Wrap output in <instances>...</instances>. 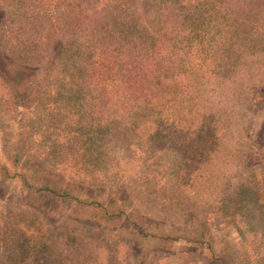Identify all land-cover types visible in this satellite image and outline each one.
Segmentation results:
<instances>
[{
  "label": "rangeland",
  "instance_id": "rangeland-1",
  "mask_svg": "<svg viewBox=\"0 0 264 264\" xmlns=\"http://www.w3.org/2000/svg\"><path fill=\"white\" fill-rule=\"evenodd\" d=\"M14 3L0 0V26L15 28L21 43L40 41ZM243 38L247 49L264 47V40ZM234 44L241 56L243 45ZM227 46L215 53L219 71L211 75L210 68L204 84L195 83L192 110L209 119L218 138L197 158L174 147L175 137L185 136L155 135L152 120L125 132L121 119L136 114L131 108L116 120L111 103L101 114L90 99H70L72 65L48 73L23 66L26 76H17L0 63V264H264V234L232 204L239 185L251 182L244 160L264 156V65L232 72L246 54L235 58ZM253 183L264 198V159ZM46 186L85 205L36 191Z\"/></svg>",
  "mask_w": 264,
  "mask_h": 264
},
{
  "label": "trees",
  "instance_id": "trees-1",
  "mask_svg": "<svg viewBox=\"0 0 264 264\" xmlns=\"http://www.w3.org/2000/svg\"><path fill=\"white\" fill-rule=\"evenodd\" d=\"M12 7L16 11L22 8L29 30L38 28L40 41L21 43L15 28L2 21L0 63L7 73L18 76L27 71L23 66L36 64L45 73L72 65L75 71L70 99H90L101 114L111 103L116 120L125 108H131L136 114L128 122L125 117V122L121 119L125 132L141 130L142 122L152 120L155 135L165 131L186 137L182 141L175 137L173 143L185 158L208 155L218 143L216 129L210 128L209 119L193 112L191 99L198 94L193 93L197 82L204 84L209 69L212 75L223 66L215 59L217 50L228 44L226 50L232 49L235 58L246 54L240 65L230 68L232 72L234 68H248V64L257 70L264 65L257 62L264 58V47L247 49L242 40L243 36L264 40V0H15ZM46 18L48 21L43 22ZM50 19L56 23L54 28ZM54 36L59 38L57 55L53 53ZM235 41L245 49L241 56L234 51ZM252 57L255 60L249 62ZM259 156L253 154L244 160L243 171L250 175L251 182L239 185L232 204L244 223L257 224L264 234V198L253 183L255 168L264 159ZM0 173H6L4 168ZM36 191L85 205L63 188L46 186ZM177 205L186 207L182 202ZM89 206L111 217L109 210L98 203ZM134 226L139 235L148 236L142 226ZM191 239L199 241L194 236ZM25 252L20 250L21 254Z\"/></svg>",
  "mask_w": 264,
  "mask_h": 264
}]
</instances>
